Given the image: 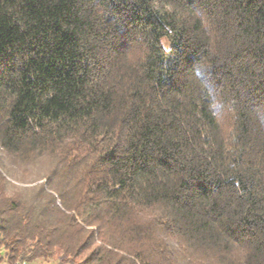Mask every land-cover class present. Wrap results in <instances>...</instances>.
Returning a JSON list of instances; mask_svg holds the SVG:
<instances>
[{
	"label": "trees",
	"instance_id": "16d2710c",
	"mask_svg": "<svg viewBox=\"0 0 264 264\" xmlns=\"http://www.w3.org/2000/svg\"><path fill=\"white\" fill-rule=\"evenodd\" d=\"M55 259L264 264V0H0V264Z\"/></svg>",
	"mask_w": 264,
	"mask_h": 264
},
{
	"label": "rangeland",
	"instance_id": "374dc122",
	"mask_svg": "<svg viewBox=\"0 0 264 264\" xmlns=\"http://www.w3.org/2000/svg\"><path fill=\"white\" fill-rule=\"evenodd\" d=\"M19 167H33L31 165H26L24 163H21L20 165H18ZM60 257V256H59ZM23 263V262H21ZM28 264V263H26ZM32 264H75L74 262H63L62 260L60 259H55V260H51V261H48V262H44V261H37V262H34Z\"/></svg>",
	"mask_w": 264,
	"mask_h": 264
},
{
	"label": "clouds",
	"instance_id": "9594fccd",
	"mask_svg": "<svg viewBox=\"0 0 264 264\" xmlns=\"http://www.w3.org/2000/svg\"><path fill=\"white\" fill-rule=\"evenodd\" d=\"M199 74H200V73L198 72V75H199ZM208 86H209L210 89L212 88L211 85H208ZM212 108H213V109L216 108V103H215V102L213 103Z\"/></svg>",
	"mask_w": 264,
	"mask_h": 264
},
{
	"label": "built area",
	"instance_id": "2783aa9c",
	"mask_svg": "<svg viewBox=\"0 0 264 264\" xmlns=\"http://www.w3.org/2000/svg\"><path fill=\"white\" fill-rule=\"evenodd\" d=\"M15 264H26L25 262H23V263H21V262H17V263H15Z\"/></svg>",
	"mask_w": 264,
	"mask_h": 264
}]
</instances>
